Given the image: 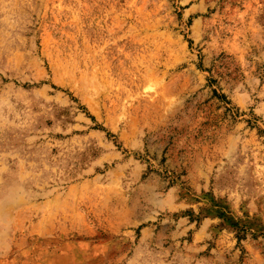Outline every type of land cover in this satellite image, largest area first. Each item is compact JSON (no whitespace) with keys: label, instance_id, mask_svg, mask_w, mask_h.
Masks as SVG:
<instances>
[{"label":"rangeland","instance_id":"1","mask_svg":"<svg viewBox=\"0 0 264 264\" xmlns=\"http://www.w3.org/2000/svg\"><path fill=\"white\" fill-rule=\"evenodd\" d=\"M0 264H264V0H0Z\"/></svg>","mask_w":264,"mask_h":264}]
</instances>
